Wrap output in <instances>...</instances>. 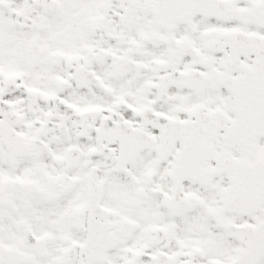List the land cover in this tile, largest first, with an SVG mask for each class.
Listing matches in <instances>:
<instances>
[{
    "label": "snow or ice",
    "instance_id": "6c2138e0",
    "mask_svg": "<svg viewBox=\"0 0 264 264\" xmlns=\"http://www.w3.org/2000/svg\"><path fill=\"white\" fill-rule=\"evenodd\" d=\"M0 264H264V0H0Z\"/></svg>",
    "mask_w": 264,
    "mask_h": 264
}]
</instances>
